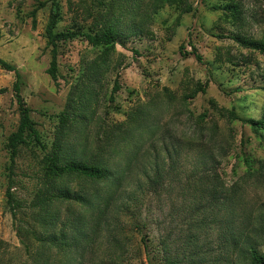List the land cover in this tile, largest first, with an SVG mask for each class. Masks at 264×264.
<instances>
[{"label": "rangeland", "instance_id": "obj_1", "mask_svg": "<svg viewBox=\"0 0 264 264\" xmlns=\"http://www.w3.org/2000/svg\"><path fill=\"white\" fill-rule=\"evenodd\" d=\"M59 1L58 31L118 36L60 42L53 80L52 1L0 0V56L39 131L13 155L16 75L0 67V264H248L240 246L264 251V130L245 122L264 116V54L234 37L264 41V0ZM55 150L113 174L54 178Z\"/></svg>", "mask_w": 264, "mask_h": 264}, {"label": "trees", "instance_id": "obj_2", "mask_svg": "<svg viewBox=\"0 0 264 264\" xmlns=\"http://www.w3.org/2000/svg\"><path fill=\"white\" fill-rule=\"evenodd\" d=\"M51 8H50V20L46 28V38H47V46L51 48V62L50 66L47 70V73L52 77L53 80H57L58 77V54H59V43L63 41H67L78 36L85 37L90 43L94 45H105L108 46L111 44H115L118 36V32L115 29L108 27L101 34H90V33H81L79 31L73 30H62L58 31L57 24L60 19V1L59 0H51ZM176 1V0H173ZM45 6V3L40 4L39 7ZM38 7V8H39ZM37 8L33 10V27H36V18L35 12ZM237 42L247 48H251L264 54V41L251 39L242 36L234 37ZM193 53L196 58L202 60V56L197 52V49L194 45ZM0 67L6 71L14 72L16 75V80L13 86V91L16 97V101L18 104L19 110V125L10 138V145L13 148V155L16 154L17 148L20 144H25L27 142L28 137H32L34 139H39V131L35 127V123L31 118L30 112L31 109L28 107L23 94H22V75L18 69V67L6 59L0 56ZM121 89V85L119 84V80L116 77L114 86L112 88L111 98L113 99V95L117 93ZM197 93V91H195ZM234 117L237 118L235 113H232ZM245 122L251 125V128L258 132L260 130H264V116L261 119H246ZM246 165L251 168V162L248 157H245ZM102 159L98 157V159H93V161H80L76 158H67L65 163L60 164V158L58 150L53 152L48 158L49 161V173L54 178H58L67 174H78L87 179L91 180H102L109 178L113 174V170L108 165L109 163L106 161H101ZM8 202L12 209L14 215H16V202L12 196L11 188L8 187L7 190ZM55 196L61 200H75L78 202H84L85 199L83 195L77 194L69 188L58 187ZM31 234H33L34 238L37 241H43L40 235L36 232L35 229L30 230ZM26 246L28 249H31V243L27 242ZM239 241L235 242V247L238 248ZM144 249H148V245H144ZM240 256H244L247 258L248 264H264V251L259 248L258 243L255 241H250L246 246L239 247ZM168 264H181L176 263L175 261H169Z\"/></svg>", "mask_w": 264, "mask_h": 264}]
</instances>
